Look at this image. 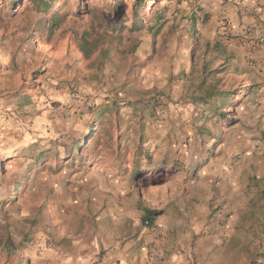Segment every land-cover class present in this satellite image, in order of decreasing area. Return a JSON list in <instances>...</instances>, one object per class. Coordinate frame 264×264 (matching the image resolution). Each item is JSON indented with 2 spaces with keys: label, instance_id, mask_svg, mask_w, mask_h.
<instances>
[{
  "label": "rangeland",
  "instance_id": "374dc122",
  "mask_svg": "<svg viewBox=\"0 0 264 264\" xmlns=\"http://www.w3.org/2000/svg\"><path fill=\"white\" fill-rule=\"evenodd\" d=\"M38 1L0 0V264H264V0Z\"/></svg>",
  "mask_w": 264,
  "mask_h": 264
},
{
  "label": "crops",
  "instance_id": "0c3cea01",
  "mask_svg": "<svg viewBox=\"0 0 264 264\" xmlns=\"http://www.w3.org/2000/svg\"><path fill=\"white\" fill-rule=\"evenodd\" d=\"M256 61H257V65L258 66H263L261 67L262 70H264V54H261V55H254L253 56ZM258 80V79H256ZM259 82L261 83L260 85V89L258 90V93L256 95H258V99H259V110H255L256 112L254 113L255 116H259L260 119L262 120L261 121V125H264V71L261 72V77L259 78ZM259 142L260 145H262L260 148L262 149L261 152L263 153L264 152V138L260 141V140H257ZM219 167H220V164H206L204 165L203 167H201L200 169V172H201V175H202V178L206 179V180H209L210 178H214L215 175L218 174V170H219ZM205 189L206 186H205ZM191 196V194H190ZM214 197V196H212ZM211 197V198H212ZM187 202H191L193 203L194 201L192 200H189L187 197ZM189 216H193V214H188ZM156 259V258H155Z\"/></svg>",
  "mask_w": 264,
  "mask_h": 264
},
{
  "label": "trees",
  "instance_id": "16d2710c",
  "mask_svg": "<svg viewBox=\"0 0 264 264\" xmlns=\"http://www.w3.org/2000/svg\"><path fill=\"white\" fill-rule=\"evenodd\" d=\"M36 4L39 6V7H42L41 9L44 10V11H49L50 9V4L45 1V0H39L38 2H36ZM140 8V4H137L136 5V8L135 9H139ZM112 10L116 13L118 12V9H117V4L113 5V8ZM136 15H139L138 11L135 10L133 12V18L134 20H137L138 18L136 17ZM207 17V16H206ZM61 22V18L59 16L58 13H50V18H49V25H48V32L49 33H52L53 30L55 28H57L59 26ZM80 51L82 52V54L84 55V57H89L91 51H92V48L90 49V45L86 42V44L82 45L80 47ZM79 146V144L77 145V147ZM142 210V221L143 222H146L147 221V224L151 225L152 223V220L154 219V216L156 215V211L155 210H152L150 208H147V207H142L141 208Z\"/></svg>",
  "mask_w": 264,
  "mask_h": 264
},
{
  "label": "built area",
  "instance_id": "2783aa9c",
  "mask_svg": "<svg viewBox=\"0 0 264 264\" xmlns=\"http://www.w3.org/2000/svg\"><path fill=\"white\" fill-rule=\"evenodd\" d=\"M145 224H147V221L145 222Z\"/></svg>",
  "mask_w": 264,
  "mask_h": 264
},
{
  "label": "water",
  "instance_id": "95a60500",
  "mask_svg": "<svg viewBox=\"0 0 264 264\" xmlns=\"http://www.w3.org/2000/svg\"><path fill=\"white\" fill-rule=\"evenodd\" d=\"M165 180H166V179H164L163 181H165ZM163 181H162V182H163Z\"/></svg>",
  "mask_w": 264,
  "mask_h": 264
}]
</instances>
